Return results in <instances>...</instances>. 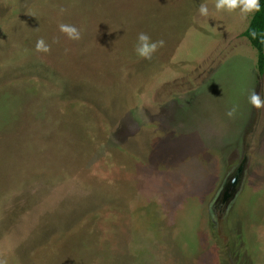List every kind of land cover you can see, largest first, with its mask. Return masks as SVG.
Returning <instances> with one entry per match:
<instances>
[{
	"label": "rangeland",
	"instance_id": "374dc122",
	"mask_svg": "<svg viewBox=\"0 0 264 264\" xmlns=\"http://www.w3.org/2000/svg\"><path fill=\"white\" fill-rule=\"evenodd\" d=\"M214 4L0 0V260L264 264L253 15Z\"/></svg>",
	"mask_w": 264,
	"mask_h": 264
},
{
	"label": "clouds",
	"instance_id": "9594fccd",
	"mask_svg": "<svg viewBox=\"0 0 264 264\" xmlns=\"http://www.w3.org/2000/svg\"><path fill=\"white\" fill-rule=\"evenodd\" d=\"M214 8L216 12H233L239 10V14L242 19H247L249 16L254 15L256 12L260 11V0H215ZM61 11H64L61 9ZM198 12L202 17H209L211 15L209 7L207 4H201ZM60 32L67 35L70 40H79L81 38L80 30L70 24H60ZM165 44L164 40H152V38L146 33H140L137 37V43L135 46V53L139 58L150 60L157 50L163 47ZM35 50L37 52L48 53L50 51V46L46 44L44 39H39L36 42ZM249 103L256 109L264 107V99L261 98L259 94L255 91L249 96ZM238 110V106H233L226 115L229 118L235 116ZM0 264H5V261L0 260Z\"/></svg>",
	"mask_w": 264,
	"mask_h": 264
},
{
	"label": "trees",
	"instance_id": "16d2710c",
	"mask_svg": "<svg viewBox=\"0 0 264 264\" xmlns=\"http://www.w3.org/2000/svg\"><path fill=\"white\" fill-rule=\"evenodd\" d=\"M258 52V69L264 74V0H260V11L256 12L244 33Z\"/></svg>",
	"mask_w": 264,
	"mask_h": 264
},
{
	"label": "crops",
	"instance_id": "0c3cea01",
	"mask_svg": "<svg viewBox=\"0 0 264 264\" xmlns=\"http://www.w3.org/2000/svg\"><path fill=\"white\" fill-rule=\"evenodd\" d=\"M139 170H141V171H139V180H143L145 178V176H144L145 174L143 173L144 169L140 167ZM139 183H141V182L139 181ZM142 185H144V184L141 183L140 186H142ZM162 185H163V183H162Z\"/></svg>",
	"mask_w": 264,
	"mask_h": 264
}]
</instances>
